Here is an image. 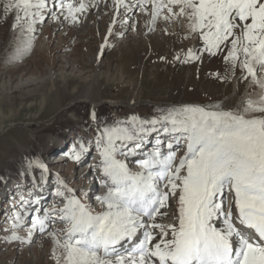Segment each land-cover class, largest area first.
Here are the masks:
<instances>
[{"label": "rangeland", "instance_id": "obj_1", "mask_svg": "<svg viewBox=\"0 0 264 264\" xmlns=\"http://www.w3.org/2000/svg\"><path fill=\"white\" fill-rule=\"evenodd\" d=\"M134 1L126 0L117 13L115 0H91L77 23L64 20L56 9L59 19L46 15L29 34L26 23L13 28L15 14L5 15L7 0H0V264H56L53 252L59 255L60 250L54 239L43 235L55 231L62 237L65 225L55 216L48 217L43 232L32 224L63 207L56 195L61 181L71 190L66 196L74 195L94 213L102 210L96 197L107 188L96 141L106 127L133 116L151 120L185 106L235 111L249 99L257 101L259 86L224 61L226 52H203V40L190 31L186 18L165 19L164 10L153 23L150 11L137 8L125 26L121 15ZM189 49L200 51V59L185 62ZM258 77L264 78V72ZM87 91L90 101H80ZM173 135L180 134L153 132L144 137L136 155L117 159L139 171L137 161L153 150L157 139L167 153ZM174 148L178 162L186 151L182 138ZM61 153L67 156L62 165L55 163ZM229 203L233 207L231 199ZM169 205L157 223L176 221L177 200L171 198ZM17 212L23 220L14 227ZM13 232L20 239H11Z\"/></svg>", "mask_w": 264, "mask_h": 264}, {"label": "snow or ice", "instance_id": "obj_2", "mask_svg": "<svg viewBox=\"0 0 264 264\" xmlns=\"http://www.w3.org/2000/svg\"><path fill=\"white\" fill-rule=\"evenodd\" d=\"M115 4L117 13L125 6L124 0ZM91 6V0H52V8L48 0H7L4 12L15 14L13 28L26 23L31 34L46 15L77 23ZM134 7L150 11L153 23L164 10L165 19L186 18L190 31L203 40V52H226L223 59L233 70L239 67L243 79L251 77L264 89V78L258 77L264 72V0H136ZM200 55L189 49L185 62ZM161 131L180 135L167 143V153L157 139L137 161L139 171L117 159L136 155L146 135ZM181 138L186 151L177 162L174 145ZM96 144L107 188L96 197L102 210L94 213L74 195L66 196L71 190L61 181L56 195L63 207L33 221L41 232L49 216L65 225L62 237L49 232L60 250L53 252L56 264H264V95L245 101L242 110L185 106L151 120L133 116L103 129ZM73 158L78 161L80 153ZM171 198L178 204L176 221L157 223ZM22 220L17 212L14 227ZM11 239L20 237L13 232Z\"/></svg>", "mask_w": 264, "mask_h": 264}, {"label": "bare ground", "instance_id": "obj_3", "mask_svg": "<svg viewBox=\"0 0 264 264\" xmlns=\"http://www.w3.org/2000/svg\"><path fill=\"white\" fill-rule=\"evenodd\" d=\"M48 2H50L51 4H52V0H48ZM135 2V4H136V0L134 1ZM167 3V2H166ZM124 4H126V0H124ZM132 7V6H131ZM138 7H132L130 10L128 9L127 10V13L126 14H123L122 13V15H121V17H122V19L124 20L123 22L125 23V26H129V23H130V21L131 20H133L134 19V16H133V13H134V11L137 9ZM58 12H59V9H58ZM62 17V16H61ZM152 20V19H151ZM115 21V20H114ZM152 23V22H151ZM21 36L24 34V32H23V30H21L20 31V33H19ZM21 39V38H20ZM29 43V42H28ZM28 46H29V44H28ZM36 52V51H35ZM14 57H16V56H14ZM12 58L13 57H9V58H7L6 59V62H8V61H11L12 60ZM261 76V75H260ZM249 90H247V92H248ZM261 95H264V89H261L260 87H259V90H258V92H257V101H259V99H260V97H261ZM81 99L82 100H80V101H90V99H91V93L89 92V91H87L86 93H84V95H81ZM79 101V100H78ZM85 104V103H84ZM11 126V125H10ZM9 126V127H10ZM4 128H1L0 129V132L3 130ZM56 157H58L57 159H56V161H55V163H57V164H63L66 160H67V156H66V154H63V153H61V154H59V155H57ZM96 161V160H95ZM84 173V172H83ZM43 196H45L44 194H42V197ZM42 197L40 198V199H38V200H41L42 199ZM228 204H230L229 203V200L231 199L232 200V195H231V193H229L228 194ZM51 203H53V201L51 202ZM173 203V202H172ZM233 213H235V210H234V204H233ZM41 214V213H40ZM156 222H157V220H156ZM159 222V221H158ZM44 237H46V238H49V239H53V238H51L52 236H49V234H47V233H45L44 235H43Z\"/></svg>", "mask_w": 264, "mask_h": 264}]
</instances>
